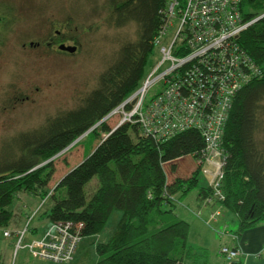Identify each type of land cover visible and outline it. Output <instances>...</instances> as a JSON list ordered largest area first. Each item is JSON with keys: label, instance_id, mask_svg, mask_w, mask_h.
<instances>
[{"label": "trees", "instance_id": "trees-1", "mask_svg": "<svg viewBox=\"0 0 264 264\" xmlns=\"http://www.w3.org/2000/svg\"><path fill=\"white\" fill-rule=\"evenodd\" d=\"M109 1L118 26L136 23V39L121 46L79 108L7 145V153L14 156L0 157V228L9 226L11 205L18 194L48 195L50 159L96 125L92 132L99 136V130L106 136L54 187L47 199L48 222L80 223L82 237L94 236L103 231L111 213L119 210L121 218L111 237L96 244L99 260L95 264H180L189 225L170 216L175 203L168 197L177 202L196 188L202 137L198 131L187 130L155 142L142 137L136 124L112 129L100 122L138 89L158 60L153 41L168 0ZM240 10L244 21H251L264 14V0H241ZM239 42L264 73V16L240 35ZM13 147L17 150L12 151ZM222 149L226 164L220 205L237 217L240 231L264 221V76L234 97ZM186 158L192 167L179 173V162ZM93 179L96 186L87 198L85 189ZM197 192L201 202L209 189L201 187ZM164 206L170 209L162 210Z\"/></svg>", "mask_w": 264, "mask_h": 264}, {"label": "rangeland", "instance_id": "rangeland-1", "mask_svg": "<svg viewBox=\"0 0 264 264\" xmlns=\"http://www.w3.org/2000/svg\"><path fill=\"white\" fill-rule=\"evenodd\" d=\"M109 2V0H0V157L14 156L12 152L7 153L6 147L8 144L10 147L16 138L41 130L56 116L79 108L87 95L97 87L100 75L114 61L121 46L136 39V23L127 21L118 26ZM55 29L66 33V39L70 38L67 44L76 47L74 53H45V48L33 49L29 46L31 42L43 43L44 37ZM168 34L171 35L170 32ZM156 62L145 78L154 70ZM159 90L160 86L151 88L146 101ZM117 121L116 117L105 123L114 129ZM94 127L50 159L51 165L46 170L51 172L48 182L50 192L47 196L41 197L26 192L15 197L11 205L10 224L14 218L13 214L20 216L21 202L24 199H29L35 204L28 208L30 210L24 217V223L34 212V219L40 215L42 220L46 221L50 206L47 199L54 187L66 173L87 158L99 144L100 139L106 136L99 130H97L99 136H96L92 132ZM16 150V147H13L12 151ZM44 164L46 162L37 167ZM179 164L181 167L179 173H185L186 169L192 167L188 158ZM179 173L177 175H180ZM209 179V176L199 174L197 186L189 192L190 195H195L199 188L206 187ZM95 186V179L86 186L87 198ZM181 203L187 205V200ZM176 207V210L172 209L170 216L177 218L180 214L178 211H181L180 215L187 220L184 215L187 213L185 207L183 205ZM169 209L170 206L162 208L166 211ZM215 210L221 211L222 215L227 214L219 205L213 211ZM194 215L197 219H203L199 212H195ZM120 218L121 212L114 210L99 235L82 237L69 264H95L99 260L96 244L108 241ZM17 219L20 221L22 218L16 217L14 220ZM214 222L210 221L207 227L213 228ZM8 227L0 228V235L4 230L9 231ZM48 230L49 228L40 238ZM17 231L10 232L15 234ZM223 231L227 234L225 229ZM232 235L238 237L236 234ZM40 238H33L29 244ZM191 246H195V243L192 242ZM188 250L191 252L193 249L188 246ZM16 253L14 248L13 257L8 264H14ZM28 257L29 262L39 260L32 258L31 255ZM0 264L5 263L0 261ZM34 264L39 263L34 261Z\"/></svg>", "mask_w": 264, "mask_h": 264}, {"label": "built area", "instance_id": "built-area-1", "mask_svg": "<svg viewBox=\"0 0 264 264\" xmlns=\"http://www.w3.org/2000/svg\"><path fill=\"white\" fill-rule=\"evenodd\" d=\"M240 8L241 0H168L153 41L158 53L154 70L100 121L117 117L114 128L136 124L142 137L155 142L187 130L198 131L204 146L197 153L196 164L200 173L210 178L209 193L201 201L203 207L224 201L221 182L226 157L222 138L233 99L243 87L264 76L239 42L240 35L259 17L244 21ZM154 86H160L159 92L146 101ZM168 198L177 203L175 197ZM34 215L13 234L15 252L25 248L32 258L71 263L82 239V225L69 221L51 224L42 238L23 246ZM219 215L218 210L211 213L206 224ZM1 236L10 238L12 233L4 230ZM229 237L232 243L237 240L234 235ZM219 254L226 264H235L242 252L234 244L222 243Z\"/></svg>", "mask_w": 264, "mask_h": 264}, {"label": "crops", "instance_id": "crops-1", "mask_svg": "<svg viewBox=\"0 0 264 264\" xmlns=\"http://www.w3.org/2000/svg\"><path fill=\"white\" fill-rule=\"evenodd\" d=\"M199 196L198 192L195 193V195H190L189 193L184 198L177 201L171 208L176 210V205H183L185 207L184 210L187 212L184 213L187 220L180 215L182 213L181 211H178L180 214H178L179 216L177 217L178 219L181 218L180 220L185 221L189 225L188 237L183 249L184 253L180 264H224L218 253L219 248L224 242L232 244L229 238V235L231 236L232 234L238 235L235 245H237L242 252L237 264H264V221L239 231V221L237 217L228 212L226 215H222L220 211V215L215 222L212 221L215 226L209 228L207 227L209 224H206V220L210 214L214 212L213 210L217 208V205L214 204L203 207L199 201ZM184 200H187V205L181 203ZM21 205L26 210L21 207L22 212L19 213L20 216H18V214H13V221L7 228L9 231L14 232L24 227L26 223H24V217L30 210L28 208L33 207L35 204L29 199H24ZM219 207L222 208L221 205H219ZM191 212L193 215L195 212L201 213L203 219H197L195 215V217H193ZM16 217H21L22 219L20 221H18V219L15 221L14 219ZM50 225L47 219L46 221L42 220L40 215L36 217L30 224L28 233H26L22 239V244H26L33 238H40ZM224 229L227 231V234H223L221 237L220 233H224ZM15 239L16 237L13 234L10 238H4L0 235V257L1 261L5 264H8L13 257ZM192 242L195 243V246H191ZM188 246L190 248L192 247L193 250L191 252L188 250ZM28 256L30 255L26 249H19L16 253L14 264H34V261L39 264L48 263L34 259L33 262H29Z\"/></svg>", "mask_w": 264, "mask_h": 264}, {"label": "flooded vegetation", "instance_id": "flooded-vegetation-1", "mask_svg": "<svg viewBox=\"0 0 264 264\" xmlns=\"http://www.w3.org/2000/svg\"><path fill=\"white\" fill-rule=\"evenodd\" d=\"M68 40L70 38L66 39V33H64L61 30H51L50 33L44 37L43 43L42 42H31L29 46L33 49H44L45 48V53L47 52H55L52 54H60V53H65V51L59 50V46H71L67 44ZM50 54V53H49Z\"/></svg>", "mask_w": 264, "mask_h": 264}, {"label": "water", "instance_id": "water-1", "mask_svg": "<svg viewBox=\"0 0 264 264\" xmlns=\"http://www.w3.org/2000/svg\"><path fill=\"white\" fill-rule=\"evenodd\" d=\"M263 16H264V14L261 17H263ZM261 17H259V19ZM59 50L65 51V52H68V53H74L75 50H76V47L75 46H71V47H69V46L68 47H66V46H59Z\"/></svg>", "mask_w": 264, "mask_h": 264}]
</instances>
